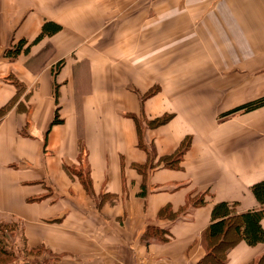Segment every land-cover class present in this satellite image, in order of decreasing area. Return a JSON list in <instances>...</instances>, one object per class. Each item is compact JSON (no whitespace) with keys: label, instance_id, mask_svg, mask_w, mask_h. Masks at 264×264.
Masks as SVG:
<instances>
[{"label":"crops","instance_id":"obj_1","mask_svg":"<svg viewBox=\"0 0 264 264\" xmlns=\"http://www.w3.org/2000/svg\"><path fill=\"white\" fill-rule=\"evenodd\" d=\"M134 1L76 0L72 16L55 2L0 0V46L26 40L13 61L0 48V109L10 105L0 118V226L19 227L35 252L22 264H197L215 203L260 208L250 187L264 179V106L214 119L264 96V0H163L154 21L136 4L125 11ZM121 15L131 17L126 31L104 33V17ZM73 17L78 26H66ZM46 22L60 29L33 42ZM184 32L186 51L156 53ZM106 47L129 50L127 61H108L97 52ZM249 53L262 61H242ZM202 61L211 65L200 69ZM180 73L214 81L186 98L168 86ZM11 74L24 84L19 95ZM66 165L82 169L87 185ZM148 227L168 233L145 239ZM263 254L264 243L240 240L224 264Z\"/></svg>","mask_w":264,"mask_h":264},{"label":"trees","instance_id":"obj_2","mask_svg":"<svg viewBox=\"0 0 264 264\" xmlns=\"http://www.w3.org/2000/svg\"><path fill=\"white\" fill-rule=\"evenodd\" d=\"M60 29V25L54 22H46L39 35L33 42L39 41L43 36L52 35ZM26 44L25 39L19 40L14 46L8 48L4 52L3 58L10 61L15 60L19 52H21L23 45ZM9 80L17 88V95L24 89V84L16 78L13 74L10 75ZM56 91V90H55ZM152 91L147 93L150 94ZM264 106V96L258 97L251 101L245 102L231 110L224 115L231 114L237 111L249 112L259 107ZM10 105L0 109V118L8 110ZM26 109V108H25ZM168 119V115L156 117L147 124L156 126L164 123ZM58 114L55 112L52 123L58 122ZM142 129L139 127V137H141ZM188 140V139H187ZM189 142V141H188ZM187 144L183 140L179 148L168 156L166 164L168 166L176 167L181 156L185 153ZM65 169L71 174L76 175L87 185V174L82 172V169L74 168L72 166H65ZM255 199L260 204V208L251 209L242 213L235 211V204L233 202H217L214 204L211 212V222L202 234V240L206 248L205 256L197 264H224L228 250L240 240H244L249 245H256L257 243H264V229L260 224V220L264 214V179L255 182L250 187ZM194 205H201L204 203L202 195L198 198L192 199ZM168 232L164 229L156 227H148L143 238L154 237L161 240L165 239ZM255 264H264V254L258 258Z\"/></svg>","mask_w":264,"mask_h":264},{"label":"rangeland","instance_id":"obj_3","mask_svg":"<svg viewBox=\"0 0 264 264\" xmlns=\"http://www.w3.org/2000/svg\"><path fill=\"white\" fill-rule=\"evenodd\" d=\"M44 1H46L45 2L46 5L49 3L55 2V6H56L55 9L60 10L61 12L65 13V14H69V15L71 14L72 16L75 15L74 14V6H77V3L75 2L76 0H55L52 2H48V0H44ZM162 1L163 0H135L134 3H132L130 5V7H125L124 9H125V11H131L130 9H127V8H131L134 4H136V7H135L136 9L151 10L152 16H153L152 20L154 21L155 16H156V14H155L156 10H160V7L164 4L163 2H165V1H163V2ZM182 4H183V1L179 2V5L181 7H182ZM116 10L117 9H114V10L107 12V13L109 14L112 12H116ZM62 15H64V14H62ZM128 16L129 15H127L126 17H124L122 15L120 17H117V16L116 17L115 16L104 17V33H108L112 29H116V31H119L118 34L126 31V29L128 27V21L131 19V17H128ZM80 21H81L80 18L73 17L72 20L67 22L68 24H66V26H70V27L78 26ZM109 33H111V32H109ZM91 36H93V33ZM167 36H168L167 40L169 42L168 45L163 46L160 51L158 50L159 46H156V48H153V50L154 49L158 50L156 52L157 54H159V52L164 53L166 51V49L167 50L173 49L175 51V54L177 53L179 55L181 52H184L189 48L188 45L189 46L191 45L190 39L192 38V35L188 36V33L184 32V34L180 35L184 38H186L187 36L188 37L186 39L183 38V41H181L177 44H172V42H171L172 35H167ZM177 37H179V36H177ZM10 44L7 46L6 45L0 46L1 50L3 49L2 50L3 52H1V56H4V52L8 48L14 46V44L13 45L12 44L10 45ZM175 48H177V49H175ZM97 52L102 53V55L108 54L110 57L108 61H127V58L129 56V50H127V49H118V48L108 49V47H106L102 51H97ZM153 52L154 51H152V53ZM132 53H134V52H132ZM156 53H154V54H156ZM154 54H153V56H154ZM253 54L252 55H251V53L247 54L242 61H262V59H263L262 57L259 58V56L256 57V55H253ZM230 55L232 57L228 60L232 61V63L234 64V65H232V68H233V70H235L234 72H236L237 70H239L240 66H238V63H234L233 61H241V60H239V58L237 56H234L233 51H230ZM202 63H205L206 65L207 64L211 65V61H202L201 64L197 65L200 69L204 68L202 66L203 65ZM183 65H186V63L185 62H184V64L179 63L177 65V68L181 67ZM217 75L223 76V69L222 68H220V71H219V73H217ZM178 79L179 80H177L176 83L168 82V86H170V88L176 92H182L186 96V98H187V96H191L192 93L198 92L197 89L199 90V93L203 92L207 88V86L209 84H213L212 82L214 81L211 76L209 78H206V79H201L200 81H190L189 80L190 76L182 75V73L179 74ZM220 83H222V79H221ZM156 88H153L152 91L156 90ZM217 88H219V87H217ZM219 101L220 100L217 99L216 106H217ZM221 106H222V104H221ZM227 112L225 111V112H222L221 114L217 115L214 120L217 123H220V122H223L225 120V118L232 117V116H235L237 114L240 115V114L247 113V112L237 111V112H234L231 114L224 115V113H227ZM169 116L170 115H168V119H169ZM217 139L222 141L223 135L219 136ZM184 141L187 144L186 146L190 145V143L188 142L187 139H185ZM12 223H14V222H12ZM12 223H10V224H12ZM39 252H37V253H39ZM32 254H35V252L26 249L25 244H24L23 239H22V236L20 235V228L19 227L13 226V225H11V226L10 225H3V226L1 225L0 226V264H20L21 262L23 263V261L25 263L26 261H31L32 258L30 256ZM43 262H44L43 264H49V261H47L46 257H44ZM39 264H41V263H39Z\"/></svg>","mask_w":264,"mask_h":264}]
</instances>
